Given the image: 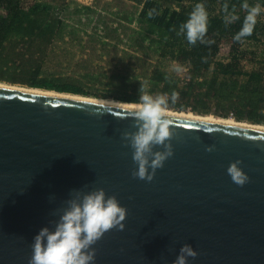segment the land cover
<instances>
[{
  "label": "water",
  "instance_id": "obj_1",
  "mask_svg": "<svg viewBox=\"0 0 264 264\" xmlns=\"http://www.w3.org/2000/svg\"><path fill=\"white\" fill-rule=\"evenodd\" d=\"M171 117L173 155L148 181L122 135L134 110L0 88V264H29L38 231L96 188L127 215L94 264H173L183 244L198 253L188 264H264V132Z\"/></svg>",
  "mask_w": 264,
  "mask_h": 264
},
{
  "label": "trees",
  "instance_id": "obj_2",
  "mask_svg": "<svg viewBox=\"0 0 264 264\" xmlns=\"http://www.w3.org/2000/svg\"><path fill=\"white\" fill-rule=\"evenodd\" d=\"M58 1L0 0V82L126 104H139L144 92L167 94L170 101L176 91L169 111L264 125V19L256 17L251 35L234 39L249 9L262 13L264 0H131L136 12L118 16L137 27L126 34L136 35L132 44H105L110 37L121 42L117 29L106 26L97 44H75L85 58L64 63L63 71L49 57L72 45L59 44L66 38H76L79 30L69 21L80 24L95 11L74 3L60 8ZM197 3L208 12L206 42L190 44L181 27ZM243 42L256 43L261 52L249 58ZM224 45L228 54L221 60ZM172 63L177 67L169 69Z\"/></svg>",
  "mask_w": 264,
  "mask_h": 264
},
{
  "label": "clouds",
  "instance_id": "obj_3",
  "mask_svg": "<svg viewBox=\"0 0 264 264\" xmlns=\"http://www.w3.org/2000/svg\"><path fill=\"white\" fill-rule=\"evenodd\" d=\"M259 11L258 7L249 9L245 26L234 39L251 35ZM207 30L208 12L203 3H197L182 25L181 32L190 44H195L198 40L206 42ZM178 96L179 93L173 91L169 101L167 94L153 96L144 92L140 95L139 106L134 110L137 130L122 134L125 143L133 150L134 176L151 181L156 170L173 155L170 126L174 125V120L168 114V108L170 102L176 103ZM157 146L162 148L157 149ZM213 147L208 146L207 151H212ZM240 164V160L232 161L227 173L234 183L243 186L249 181V176ZM126 215L127 209L104 188L77 193L67 202L54 229L42 227L34 236L29 264H94L96 249L92 245L114 227L123 230L125 225L122 222ZM197 255L190 244H183L173 264H188V258Z\"/></svg>",
  "mask_w": 264,
  "mask_h": 264
},
{
  "label": "rangeland",
  "instance_id": "obj_4",
  "mask_svg": "<svg viewBox=\"0 0 264 264\" xmlns=\"http://www.w3.org/2000/svg\"><path fill=\"white\" fill-rule=\"evenodd\" d=\"M58 2L60 8H64L66 4L68 5L69 3H74L80 6H90L95 11V13L90 15L89 18L85 16L80 17V24L77 23V18L69 21L70 24H75V27L79 30V32L76 35V38H74L73 40L66 38L64 43H59L72 45H67L58 49L57 53L49 57V59H53V61H49L52 65L61 62V64L57 66L58 71L66 70V65L64 63L74 64L76 62H79V60H81L82 58H85L86 54L84 52H80L78 46L75 44H97L96 36H102V34L104 33L103 28H105L106 26L111 29H117V35L115 36H118L121 42L117 43L112 37H110L109 39H105V44H132L131 39L136 38V35L134 34L130 35V38L126 36V34H129L131 30H136V25L126 23V21H122L118 16V13L123 15H132L136 12V8H138V6L131 0H59ZM70 9H73V5ZM256 17H258L259 19H264V9L262 13H259ZM128 25L129 27H127ZM95 32L97 33V35H94ZM111 36H113V33H111ZM242 44L243 48L246 49L247 52H249V58L253 57L250 52H254L257 55L261 52V48L254 45L256 43L243 42ZM227 54L228 47L224 45L221 48L219 59L225 60L227 58ZM174 66L177 67V64L172 63L169 69H171L172 67L175 68ZM252 67V63H245V68L247 70H250ZM177 72L179 74H184V68H178ZM4 84L11 85L7 83Z\"/></svg>",
  "mask_w": 264,
  "mask_h": 264
},
{
  "label": "bare ground",
  "instance_id": "obj_5",
  "mask_svg": "<svg viewBox=\"0 0 264 264\" xmlns=\"http://www.w3.org/2000/svg\"><path fill=\"white\" fill-rule=\"evenodd\" d=\"M0 88L16 90V91H21V92L35 93V94H42L46 96H56V97L78 100V101L93 102L97 104L117 106V107L132 109V110H135V108L139 106V104H126V103H120V102L118 103L114 100H106V99H91V98H86V97H82L79 95L58 93L54 91L27 88V87H22V86H11V85H6L4 83H0ZM168 114L170 116L178 117V118L196 120V121L207 122V123H217V124H222V125H227V126H235V127H240L244 129H252V130L264 132V125L249 124L246 122L245 123L238 122V121L230 120V119H220L215 116H201V115H196L190 112H173L170 110L168 111Z\"/></svg>",
  "mask_w": 264,
  "mask_h": 264
}]
</instances>
